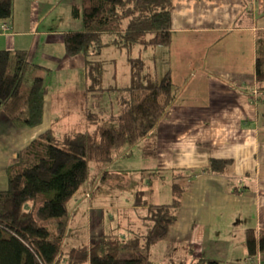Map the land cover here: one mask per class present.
I'll return each mask as SVG.
<instances>
[{"label": "crops", "instance_id": "crops-1", "mask_svg": "<svg viewBox=\"0 0 264 264\" xmlns=\"http://www.w3.org/2000/svg\"><path fill=\"white\" fill-rule=\"evenodd\" d=\"M26 1L31 13L37 9L38 13L20 25L15 15L0 19V49H28L33 55L31 62L43 66L38 68L42 75L49 71V86L38 128L17 133L10 128L3 138L0 134L1 143L6 136L13 141L20 135L21 147L45 129L59 135L92 129L87 112L99 110L106 116V95L117 93L111 89L90 95L87 59L61 67L66 60L76 61V55L66 53L60 33L56 36L35 30L53 7L50 5L60 0ZM74 1L72 6H81L82 2ZM246 4L252 8V16L246 14ZM260 15L264 20V10ZM259 16L253 0L251 5L245 0H173L170 45L132 47V56L141 57L150 68L146 71L156 79L169 72L178 87L176 98L157 124L156 153L152 157L142 154L144 161L137 166L134 182H86L70 199L63 245L69 249L87 245L96 235L116 231L126 239H137L140 247L147 249L149 264H197L200 259H217L219 264H264V252L250 256L246 243L249 229L258 231L264 226V102L258 100L261 93L255 81L257 41L264 37V22L258 24ZM3 23L10 27L8 31L1 30ZM115 48L109 44L103 49L111 52ZM147 50H151L150 61L143 56ZM110 52L101 60L112 61ZM127 64L129 75V60ZM104 66L97 75L101 88L127 87L102 85ZM116 74L114 67L112 75ZM138 143L142 151V141ZM130 155L119 158L129 160ZM210 157L231 162L224 174H198L184 192L177 220L166 237L148 246L147 234L153 224L150 215L171 201V171L166 169L200 168ZM0 160L6 159L0 155ZM123 167L135 169L126 164ZM235 187L239 192L231 193ZM83 199L88 200L85 206L81 205ZM131 214L141 223H133Z\"/></svg>", "mask_w": 264, "mask_h": 264}, {"label": "trees", "instance_id": "trees-1", "mask_svg": "<svg viewBox=\"0 0 264 264\" xmlns=\"http://www.w3.org/2000/svg\"><path fill=\"white\" fill-rule=\"evenodd\" d=\"M245 1L251 5V0ZM246 6V14L252 16V8ZM172 8V0H82L81 6L71 7L72 16L81 18L82 28L65 33L64 49L70 55L83 53L91 73L94 69L99 75L101 63L89 56L99 54L109 44L126 50L135 45H167ZM13 9L14 0H0V19L11 18ZM128 60L133 79L130 86L87 89L90 95L115 90L120 95L117 108L110 102L106 116L89 110L92 129L61 135L52 129L38 132L19 149L15 159L5 164L8 186L0 189V264L150 263L147 249L141 248L137 239H126L116 231L96 235L87 245L63 250L69 200L85 182L125 184L126 176L108 171L107 165L140 141L143 156L152 157L157 148V124L176 98L178 87L169 72L160 80L147 76L143 81L144 60L132 55ZM37 68L43 66L29 60L27 49L0 50V113L11 115L19 128L36 129L43 120L49 71L36 75ZM255 81L261 93L258 100L264 102V37L257 41ZM230 162L210 157L200 168L166 169L171 171V201L150 215L153 225L147 234L148 246L166 237L177 220L184 192L198 174H224ZM160 178L167 180L165 175ZM237 188L230 192L238 193ZM246 243L250 256L264 252V226L258 231L249 229ZM124 251L132 254L124 255ZM197 264L219 261L200 259Z\"/></svg>", "mask_w": 264, "mask_h": 264}, {"label": "rangeland", "instance_id": "rangeland-1", "mask_svg": "<svg viewBox=\"0 0 264 264\" xmlns=\"http://www.w3.org/2000/svg\"><path fill=\"white\" fill-rule=\"evenodd\" d=\"M73 2H75V1L74 0H60L56 4L50 5L53 7L45 14L44 19L42 20L41 24L40 25L38 24L37 27H35V30H39V31L41 30L43 32L50 31V32H52L51 33L52 35H56V36L60 33L62 41L64 42L65 33L68 31L67 28L70 29L71 27H74V26H82L81 18L73 17L71 14V7H72L71 4H73ZM77 2H82V0H77ZM253 2H254V5L256 6L257 15L259 16L261 11L264 10V0H253ZM172 3H173V0H172ZM28 6H30V5H29V2L26 0H14L13 16L15 15L16 20H18V25L26 23V17L27 18H29V17L33 18V16H35V14L38 13V9H37V11H34L33 13H31L30 8H27ZM50 6L46 7L45 9L49 8ZM172 10H173V8H172ZM262 18H263V16L260 15L259 19H258L259 25L262 22H264V20ZM170 43L171 42H169L165 46H169ZM115 47H116L115 49H111L112 50L111 52H110V50L105 51L104 49H102L99 54L94 55L92 57L89 56V58L93 61L100 62L102 64L101 68L105 64L104 68L106 70V73L104 75L105 79L103 80L102 85H105V87H108L109 85H112V84H114L115 86H116V84H125L126 86H130L133 83V79L130 78V74H132V72H130V74L128 75V67H127L128 64H127V62H128L129 56L134 55V53L132 52V50H124V49H120L117 46H115ZM3 49L4 48H2L0 50H3ZM150 49H152V48H150ZM150 51L151 50L145 51L143 53V56L144 57L146 56L147 59H148V56L151 57ZM108 52H110L111 58H113L112 61L108 62V61L101 60L102 58L106 57L105 53H108ZM75 55H76V61L73 59L72 60H66L62 64L61 67L66 66L68 64V62H71V63H69L67 66H70L71 64H78V62H81V61L85 62L86 57L83 53H77ZM28 58H29V60H31V58H33V55H32V53L29 52V50H28ZM151 59L152 58H150L148 60L150 61ZM102 61H103V63H102ZM90 65H92V64H90ZM92 66L98 69V67L96 65H92ZM162 66H163V64L161 63L160 68H162ZM114 67H116V72H117V74L115 76L112 75V71H113ZM104 68H103V70H104ZM147 68L148 67L145 64L144 65V71L140 75V78L143 81H147V79H145V75L149 76V77H151L150 75H152V78L156 79V77H154L155 76L154 74L146 71ZM149 70H150V68H148V71ZM108 72H110V73H108ZM35 73H36V75H41L44 72L39 71L37 68L35 70ZM90 78H91V80H90L91 86L96 87V88L100 87L99 85L101 84V82L99 81L97 74H96L94 69L92 70ZM119 98H120V95L117 93L112 94V95H110L108 93V95H106L107 104H105V106L106 105L109 106V102H113L117 108L119 105L118 104ZM108 106L105 108L107 109ZM115 110H117V109H115ZM95 112L98 114L103 113V112L100 113L99 110H95ZM7 115H5L3 112L0 113V117L1 118L4 117L2 119L0 118L1 119L0 120L1 138H3V135L6 134V132L10 131V130H8L10 128H11V131H13L14 133L21 131V129H25V128H19V127L15 126L12 123L11 119L9 118V116H11V115H9V114H7ZM86 120H88V116L86 117ZM3 121L6 122L5 126L3 124ZM27 129L29 130L30 128H27ZM68 133H71V132H68ZM32 138L33 137H31V139ZM21 140L22 139H21L20 135H19V138L17 137V139L13 140V141H12V137L6 136V140L3 143L0 142V155L2 157H4V159H6V160H0V189H5L8 186L7 185L8 180H7L5 173H4V166L8 162V160L15 159L19 155V149L22 145ZM127 154H131L130 155L131 157L129 158V160H127L126 158L117 157L112 163L107 165V167L109 166L110 167L109 169H114L116 171L120 170L121 172H123V174H125L127 182L131 183L132 181L134 182L136 180L137 171L140 168L137 166L140 164V162L144 161L143 160L144 157L142 156V151L139 148V143H136L135 145H133L132 149H130L127 152ZM125 164L128 165L130 168H135V169H130V170L125 169L123 167V165H125ZM96 181H98V180H96ZM87 183H90V182H87ZM106 183H108V182H106ZM74 196H75V194H74ZM84 199L81 201L82 206H85L88 204V200L83 202ZM69 202H70V200H69ZM131 215H132L131 217L134 219L133 223H135V224L141 223V221L138 220V217L136 215H134V214H131ZM108 221H109L108 217L106 216L105 217V223H108ZM70 249L64 243L63 250L65 252H67ZM125 252H127V251H124V253Z\"/></svg>", "mask_w": 264, "mask_h": 264}, {"label": "built area", "instance_id": "built-area-1", "mask_svg": "<svg viewBox=\"0 0 264 264\" xmlns=\"http://www.w3.org/2000/svg\"><path fill=\"white\" fill-rule=\"evenodd\" d=\"M2 28L5 30V29H8V28H9V26H8V24H7V23H3V24H2Z\"/></svg>", "mask_w": 264, "mask_h": 264}, {"label": "bare ground", "instance_id": "bare-ground-1", "mask_svg": "<svg viewBox=\"0 0 264 264\" xmlns=\"http://www.w3.org/2000/svg\"><path fill=\"white\" fill-rule=\"evenodd\" d=\"M12 16H13V15H12ZM9 29H10V27H9L8 29H5V30L1 27V30H2V31H8ZM146 78H147V76H145V79H146Z\"/></svg>", "mask_w": 264, "mask_h": 264}]
</instances>
